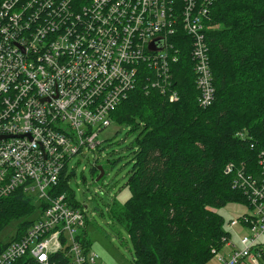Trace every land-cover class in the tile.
Returning a JSON list of instances; mask_svg holds the SVG:
<instances>
[{"label":"built area","instance_id":"2783aa9c","mask_svg":"<svg viewBox=\"0 0 264 264\" xmlns=\"http://www.w3.org/2000/svg\"><path fill=\"white\" fill-rule=\"evenodd\" d=\"M215 1L0 0V201L21 190L45 203L1 252L0 264L24 255L48 264L55 254L66 264H98L81 244L84 208L55 192L63 171L100 145L99 132L113 122L110 114L135 87L141 66L153 72L151 88L177 100L171 64L186 45L180 37H188L198 101L203 107L212 101L206 35L219 28L209 19ZM233 169L228 163L224 172ZM233 185L249 211L229 226L245 233L234 242L225 230L212 258L264 264V150L256 173L236 170Z\"/></svg>","mask_w":264,"mask_h":264},{"label":"trees","instance_id":"16d2710c","mask_svg":"<svg viewBox=\"0 0 264 264\" xmlns=\"http://www.w3.org/2000/svg\"><path fill=\"white\" fill-rule=\"evenodd\" d=\"M209 19L219 28L206 35L214 86L208 105L198 101L190 45L183 36L186 45L171 64L177 100L151 88L147 77L153 72L141 66L135 87L110 114L117 125L136 133L128 147L130 195L107 207L108 217L129 235L130 264H209L211 249L219 248L225 235L218 209L229 202L246 205L233 185L235 171L255 174L264 150V0H216ZM228 163L235 169L225 173ZM64 173L55 192L66 193L71 205L83 209L68 186L74 172ZM36 202L38 215L0 242V254L21 238L45 205L21 190L0 201V232L12 220L31 215ZM80 240L89 250L86 229ZM13 264L36 262L24 255ZM48 264H66V257L51 255Z\"/></svg>","mask_w":264,"mask_h":264},{"label":"rangeland","instance_id":"374dc122","mask_svg":"<svg viewBox=\"0 0 264 264\" xmlns=\"http://www.w3.org/2000/svg\"><path fill=\"white\" fill-rule=\"evenodd\" d=\"M128 130V126L117 125L113 121L99 132L98 140L101 143L95 150H87L84 158L74 156L68 164L67 172H74L68 179V186L77 201L84 205L87 217L86 237L90 251L98 256V264H130L132 260L133 249L127 231L107 214L110 203H122L130 195L125 186L131 165L128 147L136 133H130ZM92 166L95 167L94 172L91 171ZM98 166L102 167L104 175L101 180L95 181L99 173ZM35 204L36 209L31 215L12 220L0 232V242H8L19 223L38 215L39 202ZM248 211V206L240 202H229L218 209V213L224 218L223 227L229 231L230 239L234 242H237L238 236L245 231H241L239 225L230 227L229 220ZM221 253L225 254V251ZM209 264L220 263L212 258Z\"/></svg>","mask_w":264,"mask_h":264},{"label":"water","instance_id":"95a60500","mask_svg":"<svg viewBox=\"0 0 264 264\" xmlns=\"http://www.w3.org/2000/svg\"><path fill=\"white\" fill-rule=\"evenodd\" d=\"M97 170L99 171V173L96 176L95 181H99L103 177V175H104V172H103V169H102L101 166H98V169Z\"/></svg>","mask_w":264,"mask_h":264},{"label":"flooded vegetation","instance_id":"af4514ba","mask_svg":"<svg viewBox=\"0 0 264 264\" xmlns=\"http://www.w3.org/2000/svg\"><path fill=\"white\" fill-rule=\"evenodd\" d=\"M102 178H103V177H102ZM102 178H101V179H102ZM101 179H100V180H101Z\"/></svg>","mask_w":264,"mask_h":264}]
</instances>
